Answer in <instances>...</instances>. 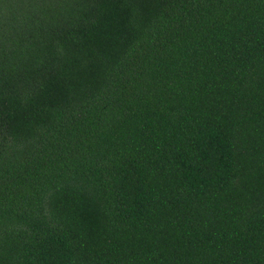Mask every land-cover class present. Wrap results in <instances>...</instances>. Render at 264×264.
I'll return each instance as SVG.
<instances>
[{
  "label": "trees",
  "instance_id": "1",
  "mask_svg": "<svg viewBox=\"0 0 264 264\" xmlns=\"http://www.w3.org/2000/svg\"><path fill=\"white\" fill-rule=\"evenodd\" d=\"M0 264H264V0H0Z\"/></svg>",
  "mask_w": 264,
  "mask_h": 264
}]
</instances>
